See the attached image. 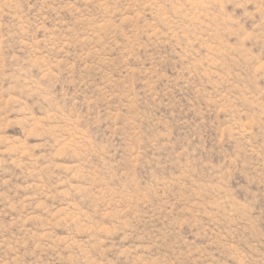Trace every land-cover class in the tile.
Wrapping results in <instances>:
<instances>
[{
  "label": "rangeland",
  "instance_id": "374dc122",
  "mask_svg": "<svg viewBox=\"0 0 264 264\" xmlns=\"http://www.w3.org/2000/svg\"><path fill=\"white\" fill-rule=\"evenodd\" d=\"M0 264H264V0H0Z\"/></svg>",
  "mask_w": 264,
  "mask_h": 264
}]
</instances>
